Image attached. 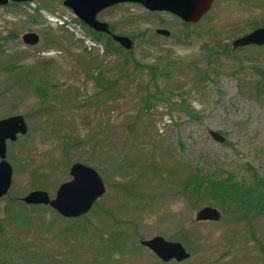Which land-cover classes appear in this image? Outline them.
Segmentation results:
<instances>
[{
    "label": "rangeland",
    "instance_id": "374dc122",
    "mask_svg": "<svg viewBox=\"0 0 264 264\" xmlns=\"http://www.w3.org/2000/svg\"><path fill=\"white\" fill-rule=\"evenodd\" d=\"M61 1L0 5V118L26 123L5 143L0 264H260L264 199L245 198L264 192V46L230 42L264 24V0H213L188 25L138 3L101 10L128 50ZM76 161L105 185L85 214L20 201L32 189L52 197ZM205 205L217 220H195ZM154 235L189 256L160 261L139 244ZM109 236L117 245L103 246Z\"/></svg>",
    "mask_w": 264,
    "mask_h": 264
},
{
    "label": "water",
    "instance_id": "95a60500",
    "mask_svg": "<svg viewBox=\"0 0 264 264\" xmlns=\"http://www.w3.org/2000/svg\"><path fill=\"white\" fill-rule=\"evenodd\" d=\"M32 0H0V5L9 2L21 3ZM213 0H62L68 8L89 29L108 34L120 47L128 50L132 41L126 35L112 33L105 21L97 19V14L117 3H138L148 11H164L177 17L185 23H197L209 10ZM156 34L168 36L165 28L154 29ZM23 43L32 45L38 40L35 32L28 31L21 34ZM231 49L254 45L264 46V25L257 26L244 34L233 38ZM26 123L21 114H13L0 118V197L4 196L11 182V166L5 159V143L13 141L17 135L24 134ZM208 136L223 142V136L216 130L207 129ZM69 179L62 181L56 187L52 197L42 189H32L20 197L26 205H47L57 215L64 218H76L85 214L92 204L104 193L105 185L99 173L92 166L72 162L68 167ZM195 220H217L219 210L216 207L205 205L195 212ZM139 244L151 251L160 261H181L189 256L182 244L178 241L166 240L160 235L140 239ZM264 264V260L260 263Z\"/></svg>",
    "mask_w": 264,
    "mask_h": 264
},
{
    "label": "trees",
    "instance_id": "16d2710c",
    "mask_svg": "<svg viewBox=\"0 0 264 264\" xmlns=\"http://www.w3.org/2000/svg\"><path fill=\"white\" fill-rule=\"evenodd\" d=\"M12 3H14V2H12ZM184 24H186V25H188V24H190V23H185L184 22ZM264 25V24H263ZM109 28V27H108ZM110 30V29H109ZM93 34H104V35H106L107 37H110L108 34H105V33H99V32H94V31H91ZM111 39V38H110ZM113 41V40H112ZM150 69H151V67H149ZM203 74L205 75V72H203ZM262 77H264L263 75H262ZM213 191V190H212ZM203 192H204V190H203ZM250 204L252 203V202H256L257 200L259 201L260 199H264V192H261V193H259V194H257L255 197H246L245 198ZM28 206H30V208H33V209H38V208H40V206L41 207H43L44 208V206H46L47 207V205H28ZM59 216V215H58ZM74 219H78V218H74ZM111 244H113V245H117V243H116V241L113 239V238H111V236H109L107 239H106V241L103 243V246H105V247H108V246H110L111 247Z\"/></svg>",
    "mask_w": 264,
    "mask_h": 264
},
{
    "label": "flooded vegetation",
    "instance_id": "af4514ba",
    "mask_svg": "<svg viewBox=\"0 0 264 264\" xmlns=\"http://www.w3.org/2000/svg\"><path fill=\"white\" fill-rule=\"evenodd\" d=\"M93 204H94V203H93ZM93 204H92V205H93ZM76 218H77V217H76Z\"/></svg>",
    "mask_w": 264,
    "mask_h": 264
}]
</instances>
